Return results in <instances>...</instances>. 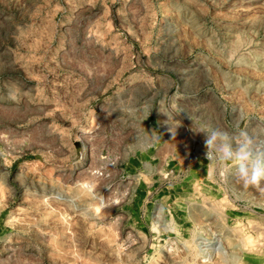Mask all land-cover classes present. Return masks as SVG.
<instances>
[{
	"label": "rangeland",
	"instance_id": "374dc122",
	"mask_svg": "<svg viewBox=\"0 0 264 264\" xmlns=\"http://www.w3.org/2000/svg\"><path fill=\"white\" fill-rule=\"evenodd\" d=\"M196 127L264 147V0H0V264H264Z\"/></svg>",
	"mask_w": 264,
	"mask_h": 264
},
{
	"label": "clouds",
	"instance_id": "9594fccd",
	"mask_svg": "<svg viewBox=\"0 0 264 264\" xmlns=\"http://www.w3.org/2000/svg\"><path fill=\"white\" fill-rule=\"evenodd\" d=\"M162 113L169 119L166 112ZM195 130L206 134L208 161L226 168L245 189L251 187L264 193V147L244 131L233 137L221 129L196 127Z\"/></svg>",
	"mask_w": 264,
	"mask_h": 264
}]
</instances>
